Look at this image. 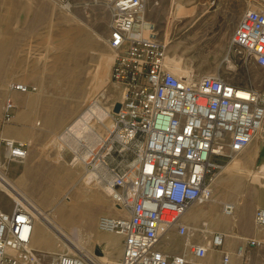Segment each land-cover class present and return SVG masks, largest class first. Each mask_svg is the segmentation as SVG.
Masks as SVG:
<instances>
[{
	"label": "built area",
	"instance_id": "built-area-1",
	"mask_svg": "<svg viewBox=\"0 0 264 264\" xmlns=\"http://www.w3.org/2000/svg\"><path fill=\"white\" fill-rule=\"evenodd\" d=\"M146 1L58 0L66 10L100 5L109 14L106 43L114 51L109 82L120 89L121 99L110 100L102 109L104 120H96L104 125L103 135L94 126L82 130L76 153L92 181L109 189L121 211L99 216L97 227L121 237L118 264H214L206 258L216 251L217 264H234L232 252L222 249L223 232L197 241V230L182 215L194 203L208 200L209 185L225 162L264 135V92L251 84H234L220 73L178 76L168 70L167 43L158 25L144 19ZM244 1L258 5L243 10L230 41L264 67V6L259 0ZM9 88L36 89L20 81H11ZM116 102L120 107L113 111ZM14 107L12 100L4 102V122L11 121ZM26 156V142L0 135V168ZM220 203L222 212H233L232 202ZM34 220L26 203L15 201L9 210L0 207V264H96L88 251L35 249ZM253 220L264 226V207L255 209ZM173 234L188 240L180 252L165 249ZM262 244L261 238H242L236 264H264L244 254Z\"/></svg>",
	"mask_w": 264,
	"mask_h": 264
},
{
	"label": "rangeland",
	"instance_id": "rangeland-1",
	"mask_svg": "<svg viewBox=\"0 0 264 264\" xmlns=\"http://www.w3.org/2000/svg\"><path fill=\"white\" fill-rule=\"evenodd\" d=\"M56 3L58 12L53 13L48 26L34 31V33L44 31L43 35H47L50 31L56 38H36V34L33 38H26L24 27L14 28L18 32L16 38H0V56L3 63L10 65L15 63L13 70L17 72L27 71L26 74L22 72L8 75L4 81H2L4 76H0L2 79L0 81V125L9 124L2 118L4 102L14 101L8 96L11 90L9 83L20 81L34 85L35 90L18 91L19 100L13 102L17 105L16 108L14 107L16 114L22 119H28L32 126L31 136L19 140H24L23 142H28L29 145L28 157L32 173L29 185L31 191L28 195L38 197L42 190L41 184L44 183V186L47 184L54 195L53 198L56 199L49 205H43L48 213H53V209L62 205L57 201L62 202L64 196L66 199L75 197L78 202L76 211L72 214L69 205L58 207L60 211L58 215L55 214L56 220L67 231L76 228L84 251L95 255V259H99L104 264H118L121 254L120 243L113 245L109 243L105 251L94 252L99 242L110 240L105 235H115L118 238L120 236L114 232L98 229L99 209L103 207L97 200L98 195L95 190L100 188L102 203L106 206L111 202L109 201L110 191L107 187L92 181L76 155L80 149L77 147L78 138L83 135L82 130L90 126L77 125L73 133L67 132L66 129L67 126L76 124L81 118L78 117L83 115L91 104L99 111V108L101 110L107 108L110 100L119 97L120 89L109 82L113 55V50L106 43L109 14L100 5L91 6L88 9L74 7L66 11L59 6L58 0ZM177 3H181L192 11L173 19L172 17L176 15ZM259 3L264 6V0H259ZM247 6L249 4L244 0H172V5L171 0H160L158 4H155L154 0H147L144 18L158 25L159 36L167 42V53L173 65L171 66L174 74L177 75V71H182L183 67L191 70V75L196 76L203 73H220L234 84H251L264 92V67L256 64L252 58L239 53L230 41L231 33L239 19V9L241 14ZM78 9L82 11L77 22L79 26L75 23L71 26L66 25L62 14H77ZM94 31L101 35V40H97ZM69 34L73 38H70ZM64 40L68 44L58 49L57 47ZM53 45L56 47L51 48ZM85 113L84 116L87 118ZM93 121L92 125L98 129L99 124L95 119ZM258 139L264 141V135H260ZM74 157L76 158L73 159ZM233 160L225 162L223 167L230 166ZM7 165H9L8 162L0 168V172L8 177ZM223 167L218 173L219 176L217 175L218 178L224 173ZM244 180L246 189L252 185L258 189L257 200L250 202L246 200V197L241 199L240 196L243 203L238 204L235 211L239 224L233 228V232L226 229L210 230L212 232L221 230L226 235L222 249L234 248L235 253H237V244L244 237L264 239V226L256 225L253 220L255 209L264 207V151L259 152L254 158L251 170L244 176ZM32 181H35L36 185L33 186ZM78 187L82 188L81 194L77 193L81 196L76 194ZM230 194L236 193L230 189L228 195ZM11 195L7 187L0 184L2 209L8 210L7 208L13 206L15 201ZM230 197L231 195L222 198L220 202L230 200ZM254 202L258 205L253 206ZM207 204L195 203L194 205L206 207ZM251 205L253 206L252 216H250L251 213L248 214ZM218 209L221 210V203L218 204ZM206 221V219L198 220L192 224V227L197 230L194 234V239L197 241L201 238L200 228L206 227L203 224ZM46 235L53 244L45 243L43 251L49 253L52 252L51 250L60 251L57 248L61 246V240L59 238L55 240L47 233ZM173 238L175 241L172 238L167 239L169 245L165 246V249L170 252H180L188 240L175 234ZM74 251L70 248L61 250L68 253ZM215 254L219 253L216 251ZM244 254L250 260L262 261L264 260V244L245 251Z\"/></svg>",
	"mask_w": 264,
	"mask_h": 264
},
{
	"label": "crops",
	"instance_id": "crops-1",
	"mask_svg": "<svg viewBox=\"0 0 264 264\" xmlns=\"http://www.w3.org/2000/svg\"><path fill=\"white\" fill-rule=\"evenodd\" d=\"M160 1V0H159ZM171 5H172V0H171ZM234 9H233V13H234ZM54 12H58L57 9V3L56 0H0V38H16V36H18V32H16L14 30V28L17 27H24V32H25V36L26 38H33L34 34H36V38H56L54 35H51V32L48 31L47 35H43L44 31H40L37 33H34V31H38L39 29L45 28L46 26H48L49 22L52 20L53 17V13ZM80 13H82V11L80 9L77 10V14H62V19L65 21L66 25L71 26L73 25V23H75L77 26H79V23L77 24L78 20L80 19ZM235 14V13H234ZM239 16H240V9H239ZM74 24V25H75ZM167 27V24H166ZM170 27V26H169ZM24 34V33H23ZM70 38H73L71 34H69ZM161 37V36H160ZM172 64L170 63V67L173 68L171 66ZM15 66V63H13L12 65L10 64H4L3 63V59L0 56V76H4L3 80L0 78V81H4L7 79L8 75H13V74H17V73H22L24 72L25 74L27 73V71H20L17 72L15 70H13ZM5 67V68H4ZM31 67V64H30ZM11 69V71L9 70ZM9 97H11L14 101H18L19 100V93L18 91L15 90H10ZM13 101V102H14ZM15 108L17 107L16 104ZM30 121H28V119H22L20 116H18L15 112H13L12 115V119L9 122V124L7 126H1L0 125V134L1 135H6L9 136L11 138H14L15 140H20V139H27L31 136V131H32V126L30 125ZM260 137V135L256 136L254 139H252L248 145L243 148V150L241 151V153L239 154V156L234 157L233 159L235 160L236 158L241 161V160H247L248 155L251 151L256 150V154L255 157L257 156V154L261 151H264V141L259 140L258 138ZM24 141V140H22ZM255 146V147H254ZM28 151H29V145L27 142V156L25 159L21 160V161H13V162H8L9 165H7V175L9 180H13L12 182H14V184H16L21 190H25L24 192L28 193L31 190L29 189V185H30V177H31V173H32V168L29 165V157H28ZM233 160V161H234ZM254 161V159H253ZM225 176L228 177V175L226 174ZM229 185L228 181L223 180H218V177H216L214 179V181L211 184V188H212V192H213V198L214 201L216 203V205L218 206V204L220 203V200L222 198H224V192H228V190L224 191V188H227ZM82 189V188H81ZM97 189V188H96ZM98 188L96 191V195L98 198L97 200H99L101 202V206L103 208H100V215L102 214H116L119 213V210L117 208V206L115 205L114 201L112 200V198H110L108 203V206H106L105 204H103V200L101 198V193L99 192ZM229 189V188H227ZM78 191V190H77ZM77 193L81 194V190H79ZM101 191V190H100ZM80 194H77L78 196H81ZM238 197V196H237ZM233 198V195H232ZM243 199V198H241ZM241 202V200H240ZM104 203H106L104 201ZM208 203V202H207ZM218 203V204H217ZM243 203V202H241ZM253 206H257L258 203L254 202L252 204ZM250 207V211L248 214L251 213L250 216H252V206ZM209 204H207L206 207H204L206 210L208 209ZM8 210L10 208H7ZM98 216V217H99ZM198 218H196L194 221H192V219H188L187 221L184 220L185 222H188L189 224H194L196 223L198 220H203L206 219L207 220V225L208 227L212 230V229H226L230 232H233V228L235 226H237L238 223V217L237 214L235 215L234 220H225V225L224 223L222 224H214L211 220H213V215L211 214H199V216H197ZM245 217V216H244ZM197 220V221H196ZM211 221V222H210ZM191 222V223H190ZM208 223H213V224H208ZM229 225H227V224ZM224 226V227H223ZM227 226V227H226ZM219 232H222L221 230H216ZM41 233L38 230L34 229L33 226V232H32V239H31V243L32 245H34V247L39 250V251H43L45 250L44 242H41V237H40ZM119 236V235H118ZM110 238L109 241H105V242H99L98 248L94 249V252L97 250L99 251H105V249L109 246V243H112L111 245L115 244V243H120L121 244V237H117L115 235H110L107 236ZM240 241V240H238ZM184 244V242H183ZM100 247V248H99ZM234 250V248H233ZM233 250H230L231 252ZM214 254V253H213ZM237 260V257L235 255H233V263ZM211 262V261H210Z\"/></svg>",
	"mask_w": 264,
	"mask_h": 264
},
{
	"label": "bare ground",
	"instance_id": "bare-ground-1",
	"mask_svg": "<svg viewBox=\"0 0 264 264\" xmlns=\"http://www.w3.org/2000/svg\"><path fill=\"white\" fill-rule=\"evenodd\" d=\"M249 6L250 7H253V8L256 7L255 5H249ZM66 11H68V10H66ZM191 11H192V9H187L181 3H177L176 15L173 16L172 18L173 19L174 18H179V17H181V16H183V15H185V14L191 12ZM94 34H95V37L97 38V40H101L102 39L101 38V35L99 33H97L96 31H94ZM67 44H68V42L64 40L61 45H59V46L57 45L58 46L57 48L58 49L59 48L62 49V47H65ZM53 47H56V45L55 46L53 45L51 48H53ZM113 56H114V51H113V55H112V60H113ZM169 65H170V59H169L168 53H167L166 54V67L168 68V70H170L172 73H174L173 72V68H171ZM181 70L182 71H180V70L177 71V75L178 76L179 75H183V74L191 75V73H192L191 70H189L187 68H184V67ZM119 99H121V91H120V94H119V97L117 98V100H119ZM84 113L87 115V118L84 116ZM78 118H80V120H78V122L76 124H74V125L72 124V125L66 127L67 132L73 133L74 130H75V128H76V126L77 125H80V124L86 125L87 127L90 126L92 128L94 126V125H92L93 122H94L93 121L94 119L95 120H98V119L104 120L105 117H104V112L100 108H99V111H98L91 104V106L87 110H85L83 112V115H80ZM90 119H92V120L90 121ZM105 122H106V124L109 123L108 120H106ZM97 128L98 129L95 128V130L97 131V133L100 134V135H103L104 134V131H105L104 125L103 124H100V125H98ZM101 128L104 129V130L100 131L99 129H101ZM79 140H80V137L78 138V142H79ZM255 154H256V150L254 148V150L249 153L247 160H241V161H239L236 158L234 161H232V164L231 165L229 164L230 166H228V167L227 166L226 167L225 166L224 167L222 166L223 169H224V173L218 178V180H223L224 179L225 181H228L229 182V185L227 187L229 189L224 188V191L231 189V191H233V193H236L235 195H233V198H231L232 197V194H230L231 195L230 200H226V201L232 202L233 205H234V210H233V212L231 214H225L224 212H222V210H219L218 209V206L216 205V203L214 201V198H213V192H212V188H211L212 187L211 186L212 183H211L209 185V188H210V196H209L208 200L205 201V202H203V203H197L198 205H202V204L208 202V204H209L208 209L206 210L203 206L194 205L195 204L194 203L182 215L183 220H186L187 221L188 219H192V221H194L196 218H198L197 216H199V214H205V215L206 214H211V215L214 216L213 217V220H211V221L215 225L216 224H222V223L225 222V220H232V221L234 220L236 207H237L238 204L241 203L240 202V196H241V198H244V199L246 197V200H249L250 202H253V201L257 200V194H258L257 190L258 189L256 188V186L255 185L249 186L248 189H246V187L244 186L245 185V183H244V181H245L244 180V176L248 172H250L251 167H252V164H253V159L255 157ZM87 174L90 175V173H88V172H87ZM226 174H228V177L225 176ZM5 175L0 172V184H1V186L7 187V190L9 192H11V194H12L11 195L12 196L11 198L14 201L26 203L32 209L33 214H34V217H35L34 225L33 226H34V229L35 230H38L41 233V235H40L41 242H44V243H47V244L48 243H52L53 244V242H50L51 240L48 239L49 237H48V235H46V233H47V234H49L51 236V238H54L55 240H56V238H59L61 240V242H62V243H60L61 246L59 248H57L60 251L61 250H64V248H68V249L70 248V249H74L76 251H80V250L84 251L82 242L80 241V238L78 236V232L79 231L76 228L75 229L73 228V230H71V231L70 230L67 231L64 228V226L60 222H58L56 220V218H55V214L58 215V213L60 211L58 207H61V206L63 207V206L69 205L71 207L70 208L71 209L70 212L72 214L74 213V211H76L75 208L77 207L78 202H77V200H76L75 197L74 198L73 197H69L68 199H66L65 196H64V199H63L62 202H60L61 200L60 201H57L59 203H62V205H59L57 207V209L55 208L56 210L53 209V213H48V212L45 211L43 205L44 204L49 205L50 203H52L56 199L53 198L54 195L49 190V187H48L47 184L45 186H44V183L41 184V187H42L41 193L39 194L38 197L35 198L33 196L31 197L30 195H28V193L24 192L25 190L24 191L21 190L16 184H14V182H12L13 180L12 181L9 180V178L7 176H5ZM35 183H36L35 181H32L33 186L36 185ZM80 189L81 188H79V187L77 188L78 191ZM230 195H228V192L227 193L224 192V198H227ZM120 212L121 211H119V213ZM71 213H70V215H71ZM206 223H207V221L206 222H203V224H205L206 227H201L200 228V232H201V234H200L201 236L200 237L201 238H199V241H201V239L203 241L204 240V237H207L208 233L209 232H212V231H210L211 229L208 227V225ZM213 223H211V224H213ZM208 224H210V223H208ZM190 225L192 226V224H190ZM224 225H225V223H224ZM227 225H229V224H227ZM72 227H74V226H72ZM105 236H109V234L108 235H105ZM56 246L57 245H55V247ZM230 250H233V249L231 248V249H229V251ZM51 251L54 252V250H51ZM85 252L87 253V251H85ZM233 255H235L237 257V259L239 257L238 255H236L235 251L233 250L232 251V262H233ZM247 258H248V256H247ZM206 259L208 261H211V263L216 264V263H218L219 254L210 253V254H208V256H207ZM95 263L96 264H104L99 259H95Z\"/></svg>",
	"mask_w": 264,
	"mask_h": 264
},
{
	"label": "water",
	"instance_id": "water-1",
	"mask_svg": "<svg viewBox=\"0 0 264 264\" xmlns=\"http://www.w3.org/2000/svg\"><path fill=\"white\" fill-rule=\"evenodd\" d=\"M120 107V103L119 102H116L114 107H113V111H117ZM95 252H98L97 250Z\"/></svg>",
	"mask_w": 264,
	"mask_h": 264
}]
</instances>
